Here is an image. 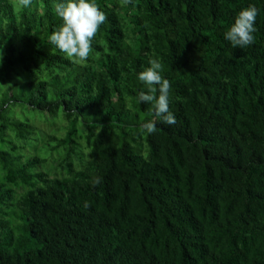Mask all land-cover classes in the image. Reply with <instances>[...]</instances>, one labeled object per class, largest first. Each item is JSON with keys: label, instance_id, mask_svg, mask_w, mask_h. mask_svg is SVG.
I'll list each match as a JSON object with an SVG mask.
<instances>
[{"label": "trees", "instance_id": "obj_1", "mask_svg": "<svg viewBox=\"0 0 264 264\" xmlns=\"http://www.w3.org/2000/svg\"><path fill=\"white\" fill-rule=\"evenodd\" d=\"M97 2L77 63L50 42L55 0H0V264H264V0ZM250 4L255 42L234 48ZM149 59L174 125L139 99ZM11 108L63 117L49 158Z\"/></svg>", "mask_w": 264, "mask_h": 264}, {"label": "clouds", "instance_id": "obj_2", "mask_svg": "<svg viewBox=\"0 0 264 264\" xmlns=\"http://www.w3.org/2000/svg\"><path fill=\"white\" fill-rule=\"evenodd\" d=\"M23 6L27 7L32 0H21ZM54 11L63 21L57 30L50 36V42L67 57L73 58L75 62L87 61L94 51L93 38L104 24L107 17L100 9L97 0H55ZM258 9L255 5H249L241 9L235 16L234 22L224 33V39L234 47L244 49L255 42L256 18ZM3 57L0 55V65ZM149 67L138 73V79L144 85L149 86L147 90H141L139 99L142 103H151L154 116L161 122L174 125L176 118L169 108V81L162 75V65L157 59H149ZM153 88L159 91V96L152 95ZM147 132L155 131L153 122L144 124ZM102 177L92 180L93 187L102 183Z\"/></svg>", "mask_w": 264, "mask_h": 264}, {"label": "rangeland", "instance_id": "obj_3", "mask_svg": "<svg viewBox=\"0 0 264 264\" xmlns=\"http://www.w3.org/2000/svg\"><path fill=\"white\" fill-rule=\"evenodd\" d=\"M2 90L0 89V95ZM4 94V93H3ZM3 98V95L0 97V100ZM9 116L16 120L27 119L29 124L37 129V133L35 135L37 141L33 143L32 149L35 152V155L41 158H49L46 153L43 151L44 144L46 142L47 137H62L65 133L64 127L66 126V122L64 121L63 117L59 115L55 119H51L48 117H43L37 115V113H30L27 111H22L21 109H13L11 108L8 111ZM45 137V138H44ZM45 140H44V139ZM80 144H83V141H80ZM83 152L86 154V150L84 147L82 148ZM31 150V149H29ZM32 151V150H31ZM32 151V153H34ZM57 163L56 159L51 160L49 174L54 176L53 166ZM48 169H46V172ZM0 181H3V173L0 169Z\"/></svg>", "mask_w": 264, "mask_h": 264}]
</instances>
